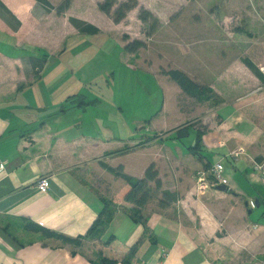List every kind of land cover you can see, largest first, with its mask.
<instances>
[{
  "label": "crops",
  "instance_id": "crops-1",
  "mask_svg": "<svg viewBox=\"0 0 264 264\" xmlns=\"http://www.w3.org/2000/svg\"><path fill=\"white\" fill-rule=\"evenodd\" d=\"M19 33L22 35L15 31L10 34L14 38H0V160L5 166L0 172V264H96L100 250L108 258L122 260L136 244L138 250L132 264H260L264 260V223L252 220L254 210L264 209L256 204L257 198L264 199V192H259L264 186L253 169L254 160L264 159V82L253 75L248 82L258 86L253 95L243 90L240 104L224 103L217 110L219 122L211 121L203 136L204 160L200 161L189 150L195 140L184 146L185 151L180 149L182 141L176 138H153L149 144L142 139L143 135L151 136L153 130L170 126L164 125L168 110L180 116L176 102L182 89L176 87L174 80L167 77L166 82H161L165 99L161 113L151 122L152 131L143 120L139 125L105 121L110 132L105 131L107 136L97 135L86 131V126H91L96 117L108 119L109 115L95 110L98 101L88 99L85 87L81 88L83 78L71 81L72 87L60 98L43 91L48 82L41 75L42 66L38 70L36 61L31 60V53L36 51L12 45L23 43L15 38ZM81 34L72 37L71 43L76 45L85 35ZM24 36L25 43L34 44L29 35ZM67 36L65 41L48 39L49 52L60 54L68 49L71 37L66 39ZM119 46L124 50L122 56L136 57L125 49L126 44ZM171 51L175 58L176 50ZM158 53V59L165 56L162 51ZM191 63L176 61L172 69L189 74L187 66L191 67ZM251 96V100L245 99ZM159 117L162 123L154 126ZM143 143L145 149L139 154L133 177L142 178L155 164L162 182L174 179L168 189L173 200L164 206L159 201L157 209L149 202L145 208L146 226L132 221L125 211L131 204L125 202L127 206L118 209L100 242L94 240L88 233L104 209L102 198L122 205L120 198L130 189L126 183L112 190L103 184L104 171L108 170L101 163L113 168L122 164L128 169V160L135 154L128 153L130 150L117 156L114 152L133 150ZM239 147H245L247 153L232 157L231 153ZM216 162L225 166L228 189L211 191L199 199L192 191L196 173L205 163ZM43 177L48 178V192L38 188ZM29 223L82 242L76 246L47 237L28 228ZM111 236L115 239L107 245Z\"/></svg>",
  "mask_w": 264,
  "mask_h": 264
},
{
  "label": "rangeland",
  "instance_id": "rangeland-1",
  "mask_svg": "<svg viewBox=\"0 0 264 264\" xmlns=\"http://www.w3.org/2000/svg\"><path fill=\"white\" fill-rule=\"evenodd\" d=\"M48 1L53 8H47L38 0H21L20 5L0 0V38H14L10 36L12 32H21L22 35L15 34V38L23 43L18 46L14 42L12 45L20 50L36 51L31 53V57L42 65L41 75L48 82L44 84L43 91L48 94L53 92L60 98L62 93L72 87L71 81L83 78L81 88L85 87L88 99L98 101L94 105L95 110L106 111L109 115V120L96 117L91 126H86V131L92 130L102 136L105 131L109 133L111 130L110 125L106 128L105 121L139 125L142 120L152 131L151 122L161 113L165 99L161 82L170 78L167 73L175 66L176 61L184 65L192 62L191 67L187 66V72L191 76L185 73L198 84L199 94L192 96L179 90L176 104L179 103L177 110L180 111V116L173 115L168 110L169 115H165L167 120L164 125L170 126L164 130H153L151 136L157 135L156 138H176L173 135L185 127H191L204 136L212 122H219L216 113L224 103L240 104L243 90L253 95L258 89V86L248 83L255 74L244 61L251 59L258 67L264 62V0H142L144 4L139 2V6L127 12L120 22L101 11L100 3L105 0H71L63 13H58V7L66 0ZM143 9L152 13L154 19L144 22L141 18ZM27 11L35 15H28L30 13ZM74 19L84 23L81 24L83 27L90 25L88 32H93H85L76 45L71 43L72 37L82 35L83 30L73 22ZM24 34L29 35L34 44L25 43L22 40ZM65 35H68L66 39L71 37L70 47L60 54L49 52L47 45L51 40L48 39L55 37L65 41ZM135 41L144 44L134 52L136 57L122 56L124 50L120 49L119 44L127 46ZM170 49L178 51H174L177 53L175 58L173 51L169 53ZM160 51L165 55L162 59L157 58ZM183 53L188 56H183ZM159 64H163V67ZM257 78L263 84L264 79ZM241 79H244L242 84ZM67 80L68 84L64 85ZM241 85L244 87H240ZM178 86L176 83V87ZM77 87L75 82V88ZM252 97L245 99L251 100ZM168 102L167 98L166 103ZM161 119L159 117L154 126L162 123ZM145 120L147 121L144 122ZM173 130L176 134H172ZM195 132L188 139L180 140L183 143L180 144V149L187 151L185 147L194 141ZM151 136L143 135L142 139L149 144L153 139ZM176 140L179 141L178 138ZM138 147L124 150V154L130 150L128 153L135 154L128 160V169L122 164H117L116 168L122 166L125 173L134 176L137 173V163L140 162L139 154L145 149V143ZM241 148L246 150L245 147H239ZM147 150L152 151L151 148ZM261 161L254 160L253 166L255 162ZM102 182L111 190L118 189L121 183L128 185L125 180L109 171H104ZM164 182L151 200L154 206L165 198V193L171 192L168 189L174 179L170 177ZM196 189L195 179L192 191L196 192ZM259 192L263 193L264 188H260ZM167 196L170 199L173 197L172 193ZM205 196L196 197L203 200ZM120 199L123 200L122 205L109 199L114 210L127 206L125 196ZM258 209L254 210L252 220L264 223V219L259 216L262 211ZM101 238L102 235L93 237L94 240ZM260 264H264V260Z\"/></svg>",
  "mask_w": 264,
  "mask_h": 264
},
{
  "label": "trees",
  "instance_id": "trees-1",
  "mask_svg": "<svg viewBox=\"0 0 264 264\" xmlns=\"http://www.w3.org/2000/svg\"><path fill=\"white\" fill-rule=\"evenodd\" d=\"M40 3L45 5L47 8H53V5L48 0H38ZM71 0H66L61 6L58 7V13H63L65 10L69 7ZM139 6L138 0H126L119 2L118 0H105L104 2L100 3V9L104 13L112 16L116 22L122 21L126 17V13L131 11L132 9ZM141 18L144 22H148L150 19H154V16L152 13L148 12V10H144L141 14ZM73 22L80 28V30H83V32L87 33H93L88 32L89 29H91L90 25H85V27L81 26L80 21L73 20ZM144 44L140 41H135L133 43H129L126 46V50L129 52H136L137 49L140 47H143ZM31 60L35 62L33 57H31ZM248 68H250L253 73L259 77L263 78L264 76L261 73L260 67H258L251 59H246L244 61ZM37 63V62H36ZM38 70H40L42 65L37 64ZM172 80H174L181 88L182 90L192 96H198V92L200 87L197 83H195L185 72L178 70V69H171L167 73ZM87 104V103H86ZM194 132V129L191 127H185L179 131H177V134L175 135L176 138L179 140H186L188 139ZM195 142L194 145H190L189 150H191V153L200 161L204 160L203 155V135L197 131L195 132ZM150 136V135H149ZM157 135H154L153 138H156ZM129 149V148H128ZM127 150V149H126ZM117 150L114 152V154H124V149ZM104 168H106L109 172L114 173L119 178H122L125 180L128 185L130 186L129 191L125 195V201L131 204V207L125 208L126 213L128 216L132 219L134 223L141 224L146 226L147 224V218L145 215V208L148 205V203L154 198V194L156 190H160L162 188V180L159 178V172L155 165H150L148 169L145 172V175L143 178H135L127 173H125L123 167L120 168H113L105 163H101ZM213 164L211 163H205L204 167L206 169L210 168ZM155 186V187H154ZM165 198L161 200V205H166V202H170L173 200L170 199L167 195L171 194L169 192L165 193ZM104 201V209L99 215L98 219L93 224L92 228L90 229L88 236L94 237V236H100L103 235L112 220L114 219L118 209L120 207H117L116 210L113 209L114 205L113 203L106 198H102ZM257 201L260 203L259 207L264 208V199L263 198H257ZM256 201V204H257ZM261 218H264V209L261 212ZM28 228H30L33 231H41L45 236L47 237H56L58 239L63 240L66 243H70L76 246H79L82 242L81 239H72L65 237L63 235H56L52 231L41 228L38 229L33 223H29ZM115 237L111 236L108 241L107 245H110L114 241ZM138 250V245L134 246L130 249L129 253L122 259H115V258H108L106 257L103 252H99L98 258L94 261L96 264H132L133 260L135 259L136 252ZM75 253V252H74Z\"/></svg>",
  "mask_w": 264,
  "mask_h": 264
},
{
  "label": "built area",
  "instance_id": "built-area-1",
  "mask_svg": "<svg viewBox=\"0 0 264 264\" xmlns=\"http://www.w3.org/2000/svg\"><path fill=\"white\" fill-rule=\"evenodd\" d=\"M261 73L264 76V62L260 66ZM246 150L241 148L233 153H231L232 157H239L241 155L246 154ZM254 171L259 174V180L264 186V161L255 162ZM5 169L4 164L0 160V172ZM225 166L222 162L214 163L210 168L206 169L205 167L199 169L196 173V194L198 196L206 195L211 191L217 190L218 186L221 184H226L224 178ZM38 188L42 192H48L49 190V181L48 178L43 177L40 179L38 183Z\"/></svg>",
  "mask_w": 264,
  "mask_h": 264
},
{
  "label": "water",
  "instance_id": "water-1",
  "mask_svg": "<svg viewBox=\"0 0 264 264\" xmlns=\"http://www.w3.org/2000/svg\"><path fill=\"white\" fill-rule=\"evenodd\" d=\"M218 189H220V190H227L228 187H227L226 184H221V185L218 186ZM259 205H260V203L257 201V206H259ZM250 212H252V211H250Z\"/></svg>",
  "mask_w": 264,
  "mask_h": 264
}]
</instances>
